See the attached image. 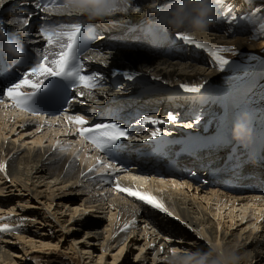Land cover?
Returning a JSON list of instances; mask_svg holds the SVG:
<instances>
[{
  "label": "bare ground",
  "instance_id": "1",
  "mask_svg": "<svg viewBox=\"0 0 264 264\" xmlns=\"http://www.w3.org/2000/svg\"><path fill=\"white\" fill-rule=\"evenodd\" d=\"M140 1L133 0V4L135 5ZM143 2L145 3L141 7L142 12L139 14L132 13L127 17L117 16L103 24L98 22L101 32L99 34L100 44L107 40L109 34L114 35L113 37H116L118 40L125 39V41H133L131 44H122L120 42H116L113 46L102 44V46L99 45L100 47L98 46L96 50L89 53V59H91L90 61L96 67L94 69L108 78L114 77V80L117 79L120 86H117L115 83L110 87L107 86L105 89H95V93L85 103L80 104L82 111H85L86 108V114L78 111L67 115L83 116L86 121H89L91 116L86 115L89 114L91 109H94L98 114V112L102 111L108 105L125 107L126 109L137 108L138 111L143 112V116L150 114L149 116L164 121H169L170 113L175 114L178 117L175 122L169 121L158 125H141L138 121L134 122L133 125L136 132L131 142L136 147L147 149L149 148L147 144L169 137H172L170 140L173 137L174 140L187 138L195 142L201 139L202 142L196 146V149L205 148L202 152L203 158L205 159L206 157L207 160L213 161L208 166V169H199L195 164L194 158L186 159L184 161L185 165L191 169L192 175L195 176V181L174 180L172 177L160 179L156 177L161 175L162 169L157 170L155 163L148 159V157H145L144 154H141L138 162L134 163L130 170L116 177V182L122 187L145 191L158 197L173 215L169 216L159 210H154L136 198L129 196L127 193L118 191L114 180L111 183H101L99 182V178L91 176L93 173L102 170L103 167H95L94 171L89 172V169L94 168L97 164V153L84 141L83 137H79L75 132V127H84V125L78 126L72 124L71 126L65 124L62 119L56 120L55 118L52 121H48L47 124H43L41 119L26 117L23 113L16 112L15 109H12L6 104L3 106L0 104V165H6L5 169L0 170V176H8L11 182L19 183L26 191H30L28 194L34 200L38 201V203L43 199H47L52 203L59 198L64 199L61 197L66 194L71 195L73 193L82 198L81 206L90 207L98 205V208H105V205H107L111 210L112 217L114 215L112 210L117 211L115 216L116 221L113 222L112 218L110 219L111 221L105 231L106 236L103 237L104 241L102 240L103 242H100L99 249L102 250V254L106 250L114 247V244H119L127 235L140 233L144 237L142 248L145 247L148 257L150 256V264H169L167 257H169L172 249L188 248L189 250L191 249L189 248L190 246L195 247L196 245H200L194 238L202 236L203 238L207 237L211 239L215 243L220 244L221 242L222 245L234 248L240 257L239 264H251L253 259L256 260L253 264L257 262L263 264L264 219L262 220V216L264 213V198L261 194H256L255 192L244 195H241L240 192L236 194H234L235 192H225V190H221L222 188L220 186L216 188L210 182L219 179V176L217 174L214 175L212 171L220 168L229 154L232 155L228 163L230 166L235 162V156L244 150L245 145L233 138V123L238 113L237 108H234V106L245 96L251 87L253 88L255 77H252L253 81L243 86L242 84L246 81L241 80L242 77L237 79V76H234L235 78H232V81L230 79L225 81V78L228 77L227 75H230L226 70L233 69L234 66L239 67L240 62L238 64L231 62L222 71L219 70L213 65L207 52L197 49L194 46L183 45L175 39L176 32L162 31L150 23L151 16L148 5L152 3V0H143ZM177 2L184 3L185 0H177ZM189 3L190 7L188 10L191 12L196 0H189ZM29 4H31L29 0H5L0 5V21L6 22L10 18L14 19L13 25H8L7 23L4 25L6 27L11 26V30L14 31L23 45L33 47L36 46V43L41 44L43 39L37 29L31 33L28 30L36 28L38 24L37 14L36 12L30 11L28 8ZM221 18L222 15L218 13L215 23L203 34L193 36L185 33L194 39L205 42L213 48L233 46L235 50L241 52L240 55L260 51V49L264 48L263 41L252 43L250 34H247L248 32L245 29L246 36H230L235 28V23L230 32L218 34V31L211 30L213 26L219 28L217 25H221ZM26 19L29 20L27 25L23 23ZM74 20L76 19L73 18V21L70 22L72 23ZM144 25L160 31L161 34L165 32L169 33L168 38L163 40L160 46L150 43L147 37L142 35L145 28ZM239 26L240 24L238 22L237 28ZM41 28L44 27L42 26ZM136 32V39H133ZM168 39L170 41L166 43ZM44 46L46 49H49V46L45 42ZM49 50L55 51L56 49ZM262 56L264 57V55ZM229 60L231 61V59ZM115 72L121 74L112 75ZM123 72H136L139 75L129 81L123 77ZM257 73L258 70L251 75L255 76ZM155 77H159L160 79H155ZM29 79L35 81L37 77L30 76ZM224 82H230L227 83L230 84V87H223ZM182 84L203 85V88L199 93H186L180 88ZM227 94H230V96L231 94H234L233 96L236 95L229 102V105L225 104ZM216 96L221 97L220 101L215 99L217 104L213 103V97ZM224 106L229 107V110L224 112ZM127 111L120 112L118 117H123ZM224 114L227 116V122H224ZM257 114L258 111L255 112V116ZM252 123L254 134L251 142L247 145L264 144V113L254 120L252 119ZM31 125L37 126L35 130H39L41 126L45 125V128H51L54 133L60 132L66 136V140L69 143H64V140H61L62 142L57 148L53 146H47L45 148L34 147L33 149L26 150L24 153H16L17 145L12 140L8 141V138H6L8 131L13 132L22 126ZM157 127L160 128L162 134L153 137L151 133ZM37 139L42 140V137H38ZM65 145L69 146V148L64 147L69 153L60 151V147ZM217 145H221L220 147L222 148ZM189 147L194 148V145H189ZM78 152L81 163L83 161L86 162V165L83 167L81 165L79 166L77 160L73 158V155ZM244 153L245 159L255 160L256 162L255 167H249L247 174H258V172L261 173L264 171L261 166H258L259 164L254 153L247 151ZM7 157L8 160L5 162ZM234 165H237V162ZM200 170H207V178L209 177L210 179V181L206 180L204 185L203 183L197 184L199 177L203 180L207 179L205 177L206 174L204 175ZM5 173L6 176H3ZM45 175L46 179L42 180L41 178ZM230 179L233 183H237L240 178L233 175ZM42 186L46 187L47 191H45V188L43 190ZM191 188L195 189L192 195H199L198 190L208 188V192L204 191L205 194L203 197H205L207 205L210 203L209 201L215 200L218 206H216L218 208L216 210H221L227 205L232 206L231 208L234 209L240 203L242 207L247 206V208H251L256 212L253 214L254 220H262L257 223L258 227L262 225V230L255 233L254 225V231L248 232L246 235L244 234V237L242 234L243 231H236L228 237L226 236V231L220 238L222 240H219L217 238L218 233L213 225V219L208 215L207 205L195 202V199L188 198L185 195L189 194L188 191ZM185 189L186 191H183ZM63 190L66 191L64 192ZM0 191L2 190L0 189ZM59 191H62L63 194L60 195ZM180 191H183L185 194L180 195ZM110 196L111 198H109ZM0 203L4 206L7 204L6 201H0ZM60 203L63 204L61 201ZM10 207L9 209L14 211V206ZM78 207L76 206L75 212L78 211ZM1 209L0 207V213L5 212ZM231 212L234 213L233 210ZM231 212V224H229L233 226L239 216L235 215L237 213L231 215ZM248 212L245 209L240 220L243 221ZM6 216L7 218L5 220H0V224L12 226L14 232L0 233V264H14L13 256H18V254L13 255L11 251L13 250L12 248L17 249V247L12 245L10 239L16 238L20 240L19 242L25 240L27 246L33 248L37 247L36 242L26 240L28 238L26 234L17 235V233L19 231H28L29 235L31 233H41H39L38 229L32 231L31 227H33L34 221H28L23 216ZM174 217H179L180 220L177 221ZM55 218L57 217L55 216ZM137 219L140 222H144V226L136 224ZM220 223V221L219 223L217 222V224L221 225L222 223ZM100 224V217H95L94 222H89L87 219L81 221L80 225L88 229L84 233H93V235L87 236V238H92V240L89 238V241L92 242L89 244L90 246H95L99 241V232L96 229ZM125 225L128 226L127 229H125ZM221 228L223 227L221 226ZM149 229L156 232L157 237L154 238V241L148 238ZM159 233L165 236L161 237ZM95 239L98 240L97 243L93 242ZM12 240L14 241V239ZM204 240L207 241L206 239ZM39 242L42 246L48 245L41 241ZM184 243H187L189 246L184 245ZM27 246L21 247L27 252ZM36 249H33V251ZM146 259L147 255L144 256L140 263L146 261Z\"/></svg>",
  "mask_w": 264,
  "mask_h": 264
},
{
  "label": "rangeland",
  "instance_id": "2",
  "mask_svg": "<svg viewBox=\"0 0 264 264\" xmlns=\"http://www.w3.org/2000/svg\"><path fill=\"white\" fill-rule=\"evenodd\" d=\"M144 3L145 2L141 0L140 2H137L135 6L142 7ZM217 8H218V13L222 15L221 25L220 26L217 25L219 28L213 26L211 30L218 31V34L223 32H230L233 29L235 23V28L231 32L230 36H240V35L246 36L245 35V30H246V32H248L247 34H250L252 43L260 42V41L264 42V27H262L264 26V20L259 19V17L264 16V0H224V4L223 5L217 4ZM257 9H260V11L257 12L256 11ZM249 15L257 16L258 22L256 25H253L251 21L248 19ZM231 16H235L237 17V19L234 22H232ZM238 22L240 26L237 28ZM4 26L6 27V25ZM7 27L11 29V26H7ZM113 36L114 35L109 34L107 40L99 45L102 46V44H106L107 46L108 45L113 46L116 42H120L122 44H131L126 42L124 43L123 40L121 39L118 40L116 37ZM222 47L234 48L233 46H222ZM240 54L241 52L237 50H235L234 53L224 54L228 59H231L232 63H237V64L238 62L241 63L239 67L234 66L233 69L226 70V72L230 73L231 76L227 75L228 77L225 78V81L227 79H230V81H232V78H235L234 76H237V79L242 77L241 80L243 79L246 81L244 84H242L243 86L245 84H249L251 81H253L252 77H255L253 88L251 87V89L248 92H246L245 96L241 98L234 106V108H237L238 113L241 110H248L252 114V119L254 120L256 117L261 116L264 113V57L262 56L264 55V48L260 49V51H255V52L253 51L250 53H246L244 55H240ZM245 69H247L246 72ZM257 70L258 73L255 76L251 75L257 72ZM227 83L230 82H224L223 87H230V84ZM233 95L234 94H231V96L230 94L226 95L225 104L229 105V102L232 100V98L236 96ZM213 98H214L213 103L216 104L217 101L221 100V97L218 96ZM1 105L3 106L4 104ZM228 110L229 107L224 106V112ZM256 111H258V114L255 116ZM226 117L227 116H225L224 114V122H227ZM35 127L37 126L36 125L22 126L17 129L15 128L16 130L13 132L8 131L6 138H8V141L12 140L13 142H15V145H17L16 146L17 149L15 150L16 153H24L26 150L33 149L34 147L45 148L47 146H53L57 148L59 147L58 145L61 144L62 142L61 140H64V143H69V141L66 140V136L62 135L60 132L56 131L57 133H54V131L51 130V128H45V125L41 126L39 130H35ZM38 137H42V140H38L37 139ZM62 147L69 148L68 145ZM64 152L69 153L68 150ZM12 153H14V151H12ZM73 158L77 160L79 166L81 165L83 167L86 165L85 161L81 163L79 152L77 154H74ZM7 160L8 157L6 158L5 162ZM3 176H6V173ZM171 177L172 176H170V174H165L163 177H156V178L165 179ZM9 179L10 177L8 176L7 177L0 176V189L2 190L0 191V201L1 202L6 201L7 203L5 206L0 203V207L2 208L1 210L5 211L0 213V220L2 219L5 220V218H7L6 215H10L11 217L23 216V218L27 219L28 221L30 220L34 221L33 227H31L32 231L38 229L39 233H41V234L31 233L29 235L28 231H25L27 233L22 231L21 232L19 231L18 233L15 232L17 233V235L26 234V236H28L26 240H32L36 242L37 247L29 248L25 240L19 242L20 240L16 238H11L10 240L12 242V245H15V247H17V249L12 248L13 250L11 252L13 255L18 254V256H13L14 264H150L151 263V261L149 260L150 256L148 257V254L146 253V248L145 247L142 248L144 243V237L143 234L140 233L137 234L131 233L130 235H127L126 238L122 240L119 244H114L113 245L114 247L110 248L111 250L110 249L106 250L104 254H102L103 253L102 250L99 249L100 242L102 243L104 241L103 237L106 236L105 231L108 228L107 225H109L111 221L110 219L112 218L113 222H115L116 221L115 216L117 214V211L112 210V213H114L112 217L111 210L110 208H108L107 205H105V208H98L99 207L98 205H94L90 207H84L83 205L81 206L80 203L82 202V198L73 193L71 195L66 194L63 197H61L64 199L59 198L57 200H54L52 203H50L49 200L47 199H43L40 203H38V201L34 200L31 197V195L28 194L30 191H26L25 188L20 186L19 183L17 184L13 183ZM41 179L42 180L46 179V175ZM10 185H17V186H10ZM44 188L45 191H47L46 187L42 186L43 190ZM193 188L189 189L188 191L189 194H185L183 192L186 191V189L188 188H186L183 191H180L179 194L180 195L185 194L187 195L188 198L195 199V202H199L207 205L206 199L203 196L205 194L204 191L208 192L209 189L204 188V190H198L199 195H192V193L195 191V189ZM63 191L65 192L66 190ZM59 193L60 195L63 194L62 191H59ZM249 193L250 192L248 193L244 192L241 195L249 194ZM109 198H111V196ZM60 201L63 202L64 205L60 203ZM209 202L210 203L207 205L208 208L207 212L209 217L213 219L214 222L213 225L216 228L215 230L218 233L217 238H219V240H222L220 238L226 231H227L226 232L227 237L236 231L237 232L243 231L242 234L244 237L246 233L254 231L253 228L254 225H255V231H254L255 233L260 232L262 230V225L258 227L257 223L261 222L264 219V213L261 221L260 219L254 220L253 214L256 212H254L249 207L247 208V206L242 207L241 203L240 205H237L236 208H234L236 210L235 211L233 208H231L232 206L230 205H229L230 207L227 205L221 210H216L218 209L217 202L215 200ZM89 205H93V204H89ZM10 206H14V211L9 209L11 208ZM76 206H79L77 212L74 211ZM245 209H247V211L249 212L246 214L247 216L242 221L240 220V217H242L243 211ZM231 210H233L234 213H237L235 215L239 216L236 219L237 222L233 226H230ZM234 213H232L231 215H234ZM55 216L57 218H55ZM95 217L101 218V224L98 225V228L96 229L99 232V237H98L99 241L96 239L93 240V242L96 243L98 241L97 243L98 245L96 244L95 246L92 245L90 246L89 244L92 242L89 241L90 237L87 238V236L91 234L93 235V233L91 234L84 233L87 232L88 229H86L80 224L83 219L84 220L87 219L89 220V222H94ZM138 220L139 219L136 220L137 222L136 224H140V226H144V222H140ZM218 220L222 223V224L220 223L221 225L217 224V222L219 223ZM221 226L223 228H221ZM231 227L234 229V231ZM218 228L220 229V231ZM148 233H149L148 238H151V241H154V238L157 237L156 232H154L152 229H149ZM159 236L164 237L165 235L159 233ZM12 239H14V241ZM90 239L92 240V238ZM204 239L205 238H203L202 236L201 237L197 236V238L195 237L194 240H197V242L200 245H196L195 247L190 246L189 248L191 249L189 250L196 251L199 249L206 251L208 244L207 241H205ZM39 241L48 245L42 246L40 245ZM22 242L24 243V245ZM220 244L222 243L220 242ZM184 245H187V243H184ZM21 246L22 247L27 246L26 250L28 251L26 252L24 249H22ZM33 249L36 250L33 251ZM185 250H188V248H186ZM145 255H147L146 261L140 263V261L144 258ZM255 261L256 260L253 259V262L251 264H253ZM256 264H260V262H257Z\"/></svg>",
  "mask_w": 264,
  "mask_h": 264
},
{
  "label": "snow or ice",
  "instance_id": "3",
  "mask_svg": "<svg viewBox=\"0 0 264 264\" xmlns=\"http://www.w3.org/2000/svg\"><path fill=\"white\" fill-rule=\"evenodd\" d=\"M59 0H46L44 3V11L49 12L50 7L57 8ZM218 5H223L224 0H217ZM40 4L36 5L40 8ZM257 12L260 9L256 10ZM237 19L235 16H231V21L234 22ZM248 19L253 25H256L258 20L256 15H249ZM260 20H264V16L259 17ZM23 23L27 25L29 20H24ZM264 27V26H262ZM39 34L42 36L43 41L49 46V49H56L55 51H50L45 49L36 57L35 66L31 67L28 72H26L22 79L17 83H13L10 87L6 89V95L13 101V107H18L23 110L32 112L28 107L29 99L35 90L41 87L44 79L50 76H61L66 75L68 77H74L78 80L77 94L82 98H90L93 90L97 89L100 81L102 79L101 74H85V68L83 64V58L80 57L79 52L81 50L80 43V33L81 26L77 23L71 24H61V25H48L44 28L38 29ZM175 39L180 41L183 45L194 46L197 49L204 50L207 52L211 58L212 63L219 69L223 70L231 61L224 55L225 53H234L235 49L231 47H215L201 42L197 39L192 38L190 35L183 31H178L175 34ZM77 57L79 59L77 60ZM121 73H112V75H118ZM123 77L129 81L136 78L139 73L136 72H123ZM30 76L37 77V80L29 79ZM155 79H160L155 77ZM25 86L31 87L32 92H23L21 89ZM81 88L87 89V92L79 91ZM180 88L186 93H199L203 88V85H188L182 84ZM3 91V90H0ZM34 115L35 112H32ZM239 113H237L238 115ZM236 115V116H237ZM67 121L70 124H76L82 126L87 124L86 119L83 116H67ZM178 117L175 114H169V121L175 122ZM161 119H156L151 116H143L138 123L141 125H158L165 122ZM78 135L87 138L96 149L101 152H105L114 143L121 141L122 139L128 138V131L124 129L117 123L107 122L102 124H96L92 127H79ZM160 128H156L155 131L151 133L153 137L160 136ZM59 143V142H58ZM67 149L60 147V151L64 152ZM78 159V156H77ZM6 165H0V170L5 169ZM95 167H103V174L111 175L112 172L119 171L116 166L112 163L104 164L99 158H97V164L94 168L89 169V172L95 170ZM114 182L116 178L113 177ZM175 184V182H174ZM116 188L118 191L127 193L129 196L136 198L138 201L144 203L145 205L151 207L154 210H159L169 216L173 214L169 212L168 208L164 203L156 196L140 190H133L130 187H122L118 182H116ZM177 221L180 220L179 217H174ZM125 225V229H127ZM13 231V227L8 224H0V233H7ZM176 249H172L174 253Z\"/></svg>",
  "mask_w": 264,
  "mask_h": 264
},
{
  "label": "clouds",
  "instance_id": "4",
  "mask_svg": "<svg viewBox=\"0 0 264 264\" xmlns=\"http://www.w3.org/2000/svg\"><path fill=\"white\" fill-rule=\"evenodd\" d=\"M5 0H0L2 5ZM189 0L178 3L177 0H152L148 5L151 16L150 23L162 31H183L193 36L203 34L217 19V0H196L192 11L189 12ZM57 11L81 17L77 22L80 26L86 22L95 25L97 22L106 23L117 16L142 12L141 7L135 6L133 0H59ZM14 24L10 18L0 21V40H3L2 50L10 61L22 58L26 51L17 36H9L4 24ZM254 134L252 114L241 110L233 123V138L243 145L251 142ZM207 240V250L190 251L176 249L167 257L169 264H239L240 257L234 248Z\"/></svg>",
  "mask_w": 264,
  "mask_h": 264
}]
</instances>
